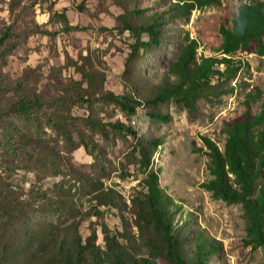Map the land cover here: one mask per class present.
<instances>
[{
	"label": "rangeland",
	"instance_id": "rangeland-1",
	"mask_svg": "<svg viewBox=\"0 0 264 264\" xmlns=\"http://www.w3.org/2000/svg\"><path fill=\"white\" fill-rule=\"evenodd\" d=\"M178 1L135 0L149 12ZM249 1L219 0L196 7L187 18L165 21L159 47L136 50L138 42L150 38L124 28L118 19L131 18L136 5L129 0H0V37L8 34L0 45V102L15 94L37 95L47 102L35 111L37 124L12 119L21 127L23 147L17 153L0 149V192L9 187L11 193L4 195L44 210L22 215L16 229L3 231V240L12 239L5 264H36V252L74 222L80 223L84 238L96 232L102 248L104 224L113 233L128 228L134 233L130 214L99 206L96 191L110 190L129 204L152 171L173 198L179 234L194 238L202 233L209 244L207 264H264V249L248 243L243 206L215 198L202 187L212 178L204 138L223 149L227 123L246 110L259 112L264 104V57L239 54L243 65L238 76L193 109L170 100L139 106L128 115L109 95L142 92L145 81L167 72L188 38L197 41L199 56L221 58V28L231 27L240 6ZM130 22L139 25L134 17ZM70 116L67 133L49 124L51 118ZM0 133L17 137L7 130ZM146 141L159 143L150 161ZM28 227L40 233L33 243ZM4 248L0 240V256ZM193 248V243L185 247V257Z\"/></svg>",
	"mask_w": 264,
	"mask_h": 264
},
{
	"label": "trees",
	"instance_id": "trees-1",
	"mask_svg": "<svg viewBox=\"0 0 264 264\" xmlns=\"http://www.w3.org/2000/svg\"><path fill=\"white\" fill-rule=\"evenodd\" d=\"M137 2H128L136 5L132 8L131 18L127 15L118 18L124 28L150 38L148 42H138L136 50L159 47L165 21L187 18L196 7L214 5L219 0H179L162 11L153 12L139 8ZM133 17L139 22L138 26L130 22ZM220 33L222 42L217 53L222 55L221 58L199 56L197 41L188 38L167 72L145 81L142 86L144 90H136L134 96L109 94L110 101L119 105L128 115H134L139 106H156L171 100L193 109L200 100L217 96L221 84L238 76L243 65L239 54L264 57V0H250L241 5L232 26L222 27ZM7 37L8 34L0 37V45H4ZM46 103L33 94H15L0 102V129L17 135L9 138L0 133V149L6 150L8 147L9 151L15 150L17 153L24 145L23 137L20 136L21 127L12 119H24L37 124L39 118L35 111L45 107ZM6 116L11 119L9 122L4 120ZM70 120L71 116L60 121L51 118L49 124L54 130L67 133ZM117 123V127L137 137L132 128ZM225 133L223 149L211 139L204 138L212 178L202 187L215 198L241 204L248 243L254 248L264 249V104L259 112L246 110L228 122ZM146 143L148 146H145ZM143 145L148 149L144 151L148 152L147 160L150 161L159 143L146 141ZM7 163L12 164L8 159ZM61 171L57 169V175H61ZM142 186L143 189L132 196L129 204L121 197L119 200L114 198L110 190L96 191L95 200L99 206L124 208L130 214V226L135 228L134 233L129 228L113 233L104 224L102 234L105 245L102 248L97 245L96 232L84 238L79 232L80 223L74 222L63 229L64 233L52 236L47 248L40 249L36 254L34 252L38 255L36 264H207L209 244L203 239L202 233H197L194 238L187 233L184 237L179 234L173 218L175 203L162 188L158 172H150L142 181ZM3 191L11 193L9 187H2L0 192V240L5 244V248L1 249L0 264L9 263L8 253L12 249V239L5 237L3 240V231L16 229V223L22 215L29 217L30 213L40 214L44 211L37 206H25L19 197L10 198ZM28 228L33 234L28 240L33 243L40 233ZM189 243H193L194 248L187 258L184 252ZM134 252H138V256Z\"/></svg>",
	"mask_w": 264,
	"mask_h": 264
}]
</instances>
